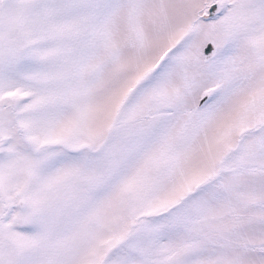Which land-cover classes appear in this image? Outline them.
Returning <instances> with one entry per match:
<instances>
[{
	"label": "snow or ice",
	"instance_id": "snow-or-ice-1",
	"mask_svg": "<svg viewBox=\"0 0 264 264\" xmlns=\"http://www.w3.org/2000/svg\"><path fill=\"white\" fill-rule=\"evenodd\" d=\"M0 264H264V0H0Z\"/></svg>",
	"mask_w": 264,
	"mask_h": 264
}]
</instances>
